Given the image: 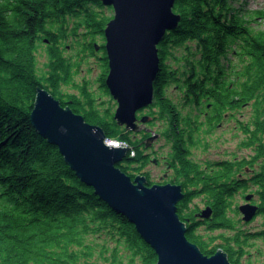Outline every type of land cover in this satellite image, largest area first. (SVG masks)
<instances>
[{
  "label": "trees",
  "instance_id": "trees-1",
  "mask_svg": "<svg viewBox=\"0 0 264 264\" xmlns=\"http://www.w3.org/2000/svg\"><path fill=\"white\" fill-rule=\"evenodd\" d=\"M104 9L112 7L102 0H0V264L157 261L136 226L79 178L59 148L31 121L37 90L44 88L62 106L99 126L106 138L128 144L126 158L117 163L121 171L132 179L134 170L143 173L151 132L140 130L136 138L114 119L115 102L105 83L109 66L104 46V29L112 15ZM173 11L180 20L157 45L160 70L153 102L147 107L152 116L148 124L161 121L160 136L170 143L165 163L173 167L172 178L184 187L177 212L188 228L186 237L205 255L221 248L231 264H251L249 256L241 260L251 255L246 249L255 240L264 241V30L255 33L250 23L257 17L264 19V9L245 18L232 0H175ZM40 43L47 54L43 75L36 70ZM67 45L75 49L73 57L64 53ZM229 56H237L240 66L230 64ZM88 57L101 64L97 82L109 99L107 106L87 88L86 79L78 87L80 96L59 93L60 85L71 84L72 73ZM248 103L254 106V118L251 128L243 125L248 135L242 144L253 146L254 156L210 162L213 167L205 171L189 152V146L197 143L199 122L182 115L181 108L200 110L209 104L212 129L224 112ZM247 166H252L249 177L244 176ZM145 184H154L148 175ZM250 184L258 186L257 215L262 218L261 228L252 232L241 228V218L234 221L228 214L229 198ZM201 193L207 194L206 204L212 210L204 221L188 207ZM234 211L239 214L237 208ZM201 224L230 234H209L204 239L196 231Z\"/></svg>",
  "mask_w": 264,
  "mask_h": 264
},
{
  "label": "water",
  "instance_id": "water-1",
  "mask_svg": "<svg viewBox=\"0 0 264 264\" xmlns=\"http://www.w3.org/2000/svg\"><path fill=\"white\" fill-rule=\"evenodd\" d=\"M114 13L105 29L109 71L106 86L116 102L114 119L120 126L137 130V121L151 116L137 113L153 102L154 82L160 70L157 45L165 33L176 28L180 16L175 0H102ZM36 130L57 146L66 163L113 209L125 215L157 255L154 264H231L218 248L210 256L186 237L187 226L177 212L184 197L180 184H145V176L132 179L117 163L126 158L127 147L106 145L105 133L82 115L62 106L48 90L39 88L31 112ZM156 136H151L152 139ZM264 147V144H263ZM247 195L246 200H252ZM258 205L238 207L244 222L251 221ZM209 206L198 212L209 219Z\"/></svg>",
  "mask_w": 264,
  "mask_h": 264
},
{
  "label": "rangeland",
  "instance_id": "rangeland-1",
  "mask_svg": "<svg viewBox=\"0 0 264 264\" xmlns=\"http://www.w3.org/2000/svg\"><path fill=\"white\" fill-rule=\"evenodd\" d=\"M232 4L239 8L242 13H245V18L255 10H263L264 9V0H232ZM104 12L108 15L113 16V9L107 10L104 9ZM251 20V19H250ZM250 27L253 32H260L264 30V19L257 17L256 20H252L250 23ZM102 40L97 37V43L100 44ZM64 53L66 55H73L76 53L74 48H71L69 45L64 49ZM36 70L39 75H43L46 72L47 67V54L45 52L44 43H40L37 48L36 54ZM230 64H233L235 67L240 66V62L237 56H229ZM74 71V67H73ZM101 72V64L99 59L96 57H88L87 59L83 60L78 67L77 72H73L72 74V82L71 84H61L59 87L60 92L62 94H75L80 96L78 87L80 86L83 79H86L87 88L94 91L95 96L98 99V102L104 101L102 106H107L108 104V97H105L101 94L98 89V82L97 76ZM170 90V89H169ZM172 92V90L170 91ZM175 100V98H174ZM115 102V100H114ZM116 108V102L113 109ZM204 111V107H201L200 110H195L194 107H182L181 114H189V116L193 119H196L199 122V128L197 129V143L193 146L189 147L190 149V158L197 162L201 168L205 171H209L213 167L212 163L218 160H227L230 162H236L240 158H245L249 160L254 156V149L253 146L245 147L243 146V142L247 137V133L243 131V127L248 125L249 128L252 127V120L254 116V106L252 103H248L247 105L243 106L242 108H237L232 112H228L227 117H225L222 123L218 126L215 125L210 132H207L208 125L205 126L203 123V115L201 112ZM227 113V112H225ZM143 114H148L147 112L137 113V116H142ZM150 115V114H148ZM151 116V115H150ZM152 117V116H151ZM152 119V118H151ZM202 122V123H201ZM137 130L131 133L132 136H136L139 138L140 130H146L151 132V136L153 134H158V136L147 139L146 143L148 146V152H150L149 158L151 159L143 168V173L133 171L135 174H142L146 176L147 174L154 183L163 184L165 181H169L170 178L174 176V172L169 171L166 165V158L169 156L170 153V143L165 141L161 136L159 131H161L162 123L159 120H154L152 124H148V122L142 123L137 121ZM245 125V126H243ZM135 132V133H134ZM135 138V139H136ZM264 144V142H263ZM126 145H128L126 143ZM252 166H247L246 173H244L245 177L250 176V171ZM167 174L165 177L164 175ZM186 188H194L193 186L188 185ZM258 186L250 184V186L246 189H238L230 198V209L228 210V214L232 216L233 220L241 218L242 214L240 213L238 207L247 203L251 202L253 204L259 203V196L255 193ZM184 192V190H183ZM253 195L252 200H246L247 195ZM207 194L201 193L199 195L194 196L191 201L188 203V207L190 209L203 210L206 208L205 204L207 203ZM238 209V213H235L234 209ZM262 218L260 215H255V217L249 221L244 222L241 221V228L246 229L249 232L258 230L261 228ZM197 232H199L204 239L207 235H217L220 232L225 234H230V231L223 230V229H215V230H208L204 224L198 225ZM89 239H91L89 237ZM94 242H98L99 240L94 239ZM219 240H216L218 242ZM99 247V246H98ZM74 250H81L78 247H72ZM258 248V250L256 249ZM246 250L250 252L251 255H245L241 258L243 261L245 257L249 256L251 264H264V241L262 240H255L253 241L252 245L248 247Z\"/></svg>",
  "mask_w": 264,
  "mask_h": 264
},
{
  "label": "flooded vegetation",
  "instance_id": "flooded-vegetation-1",
  "mask_svg": "<svg viewBox=\"0 0 264 264\" xmlns=\"http://www.w3.org/2000/svg\"><path fill=\"white\" fill-rule=\"evenodd\" d=\"M220 92H226V91H224V90H220ZM206 109H204V111L203 112H201V114L203 115V123L202 124H205V126L206 125H208V123H210V122H212L213 123V121L211 120L213 117H214V115H212L208 110H210V105L209 104H207L206 105ZM235 109H237V108H235ZM235 109H231V110H229V111H226L227 113H225L224 112V115H223V118H220L219 119V121H217V123H216V126H218V125H220L221 123H222V121H223V119L225 118V117H227L228 116V114H231V113H228V112H232L233 110H235ZM148 109L147 108H145V109H142V110H140L139 111V113H143V112H148L147 111ZM211 123V124H212ZM207 129V132H210L211 131V128H209V127H207L206 128ZM213 129V128H212ZM194 145V144H193ZM193 145H190L189 147H191V146H193ZM190 150V149H189ZM151 159L149 158V161H150ZM218 161H220V160H218ZM168 170L169 171H172L173 172V167L171 166V165H169L168 166ZM165 177L167 176V174H165L164 175ZM168 183H173V184H179V183H177L176 182V179L175 178H170V180L169 181H167ZM182 188H184V187H182ZM258 205V204H257ZM205 206L207 207V206H209V205H207V204H205ZM210 207V206H209ZM199 211H201V210H199ZM195 216L199 219V220H205L204 218H200L199 217V215H198V211L196 212V214H195Z\"/></svg>",
  "mask_w": 264,
  "mask_h": 264
},
{
  "label": "built area",
  "instance_id": "built-area-1",
  "mask_svg": "<svg viewBox=\"0 0 264 264\" xmlns=\"http://www.w3.org/2000/svg\"><path fill=\"white\" fill-rule=\"evenodd\" d=\"M104 142L106 145H111V146H122V147H126V143L123 142V141H117L115 139H109V138H106L104 139ZM133 154V153H132Z\"/></svg>",
  "mask_w": 264,
  "mask_h": 264
},
{
  "label": "bare ground",
  "instance_id": "bare-ground-1",
  "mask_svg": "<svg viewBox=\"0 0 264 264\" xmlns=\"http://www.w3.org/2000/svg\"><path fill=\"white\" fill-rule=\"evenodd\" d=\"M139 117H141V116H139ZM133 132V131H132ZM127 147V149H129V147H128V145L126 146ZM133 153V154H132ZM130 154L133 156L134 155V152L133 151H131L130 152ZM145 175H147V174H145ZM146 177V176H145ZM166 183H168L167 181L165 182V183H163V184H166Z\"/></svg>",
  "mask_w": 264,
  "mask_h": 264
}]
</instances>
